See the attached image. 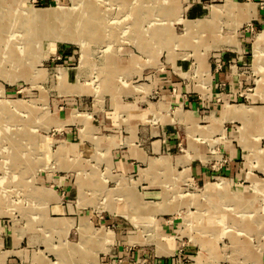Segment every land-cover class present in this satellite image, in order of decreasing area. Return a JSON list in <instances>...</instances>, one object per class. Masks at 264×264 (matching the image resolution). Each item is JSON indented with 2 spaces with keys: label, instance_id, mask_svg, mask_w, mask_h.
<instances>
[{
  "label": "rangeland",
  "instance_id": "374dc122",
  "mask_svg": "<svg viewBox=\"0 0 264 264\" xmlns=\"http://www.w3.org/2000/svg\"><path fill=\"white\" fill-rule=\"evenodd\" d=\"M238 43V86L209 93L210 69L224 65L215 57ZM180 94L203 100L195 111L206 126L194 129L207 139L191 137L182 122L190 112L175 111ZM150 104L155 123L137 125L133 143L154 134L151 124L160 138L175 131L174 146L132 162L125 109L145 114ZM239 104L250 112L247 132L224 115ZM238 126L250 142L236 138ZM226 137L242 146L246 177H194L190 164L226 160ZM137 196L145 218L133 209ZM159 255L264 264V0H0V264H145Z\"/></svg>",
  "mask_w": 264,
  "mask_h": 264
},
{
  "label": "crops",
  "instance_id": "0c3cea01",
  "mask_svg": "<svg viewBox=\"0 0 264 264\" xmlns=\"http://www.w3.org/2000/svg\"><path fill=\"white\" fill-rule=\"evenodd\" d=\"M234 47L236 48L237 53H221L215 57V60L218 61V63L223 62L224 65L222 66L221 70L215 69V71H213V73L211 72V69H210L211 90L209 93H212V92L216 93L215 91L218 88V86H220L221 83L224 86H228L229 88L230 87L234 88V87L238 86L239 81L237 80V77H235V75H234L235 69L237 67V65L235 63L245 61L246 56L242 52V47L240 44L238 46H234ZM63 55L68 57V55H66V54H63ZM231 62H234V64H229L230 69H231V71H229V69L227 70V68H226V63H231ZM129 90H131V89H127L125 91L129 92ZM199 92H201V91H199ZM175 103H177L175 111L181 110L184 112H190L191 113V118H192L191 120H189L187 122L182 121L185 125L186 124L188 125L189 129H191V131L189 132L191 137L194 136L195 133H198L199 135L202 136V138L207 139V138H205V136H203L201 134V132H197L194 129V127L197 125L206 126V125L198 124V120H197L198 114L195 111L196 108H198L204 104L203 100H200L198 96L195 97V96H191V95H187V94L186 95L180 94L179 97H177L175 99ZM226 104L223 105L222 110L225 108ZM229 104H231V103H229ZM242 104H244V103H242ZM246 105H248V104H246ZM150 106H151V104H150ZM185 106L189 107V109H185L184 108ZM241 106L242 105H240V104L227 106V111L225 112L224 115H225V117H228L229 119L232 118V119H237V120H243L244 126L241 124L240 127L243 126V128H245V130L247 132L249 124H247V122L244 120H246L248 118V116H250V114H249L250 112L248 114H246L245 116H242L243 114L240 115L239 113H237V111H238L237 108L241 107ZM142 110L144 111L145 109H140V108H137V109L132 108V110L125 109L128 117H129V118H127V121H126L127 125L126 126L131 131L130 140L132 139L131 141H132V145H133L132 149H130V152H126V156L128 159L129 158L132 159V162L134 160L135 161H146V160H149L150 158H154L155 156H152L151 154L158 153L159 151H164V152L170 151V150H172V146H174V142H175L174 139H171V134L174 135L175 131H173L171 129L170 131H168L169 134L165 135V138H160L159 136H155V135H159V133H157L159 131V129H157V126L155 127V126H151V124H149V127H147V129L149 130V132L151 130V132L154 134L152 136H149L148 140L144 141V143H142V144L140 143L139 145H137V144L133 143L134 139H135V135H136L135 133L137 130L136 126L140 125V124H142L144 126L145 125L144 122H146L148 119L153 120L152 122L155 123L154 120H155V118H157V115L155 116L156 113L154 112V108L152 106L150 107V109L146 110L147 112L145 114H141ZM150 113H151V116H150ZM143 126H142V128L144 129ZM185 128H186V126H185ZM143 132L144 131H142V133L140 131H138V134L136 137H138V139H140V140L143 139V137H144ZM238 133L239 134H237L236 138L237 137H244V138L246 137V139L248 138L247 139L248 141L252 139L251 131L249 134L247 133L244 135L243 131L240 130L239 126H238ZM72 135H73V133H70L68 135V137L72 138ZM93 136H96V135H93ZM81 139H82V137H81ZM229 141H230V139L226 137V139L222 143V148L225 152V157H226V160L222 164L221 163L218 164V166L215 169H207L200 164L193 163V164H190V166H189V170L191 171V174L194 175V177H196L198 179H205L213 173H218V174L222 175L223 177L229 178L231 180H240L243 176L246 177L249 170H247V171L245 170L247 168L244 166V161L242 160L243 154H242L241 150H243V148L241 145H238V144L235 145L233 143H229ZM56 142H58V143L59 142L69 143V145H71L75 148H77V144H78V142H72V141H68V140H57ZM192 155L196 156L195 153ZM177 156H179V155H177ZM177 156L175 158H177ZM251 173H252V175H254V177L256 179H258V177L256 176L255 173H253V172H251ZM222 176H217V178L222 177ZM208 182L209 181H207L206 183H208ZM146 204L147 203L142 201V199L139 198L138 196H137V198L133 204L134 205L133 209L136 212H138L137 214L144 216V218H145V213H146L145 212L146 211L145 210ZM124 217L126 219L129 218L131 220L134 218V217H130L127 214H125ZM132 221H135V220H132ZM133 237H134L133 235H128V237L126 238V241L129 243H133V242H139L140 243V241H142L141 238H139V237H137V238L135 237V239ZM140 244H143V243H140ZM11 251H13V250H11ZM14 251H16V250H14ZM156 252H157V250H156ZM208 253H209V251H208ZM132 256H134L135 259L137 260L139 258V253L134 251ZM173 262H174L173 259L171 257H169V255H159V256H157V258H154V259H152V258L146 259L145 264H173ZM214 263L215 262H213L211 259L208 258V261H206V262L202 261V263H200V264H214Z\"/></svg>",
  "mask_w": 264,
  "mask_h": 264
},
{
  "label": "bare ground",
  "instance_id": "6f19581e",
  "mask_svg": "<svg viewBox=\"0 0 264 264\" xmlns=\"http://www.w3.org/2000/svg\"><path fill=\"white\" fill-rule=\"evenodd\" d=\"M48 12H51L50 10H48ZM43 14L45 13V14H47L45 11L44 12H42ZM89 17H90V15H88ZM90 20H91V17L89 18ZM83 21V19L81 18L80 20H79V25H86V24H84V23H87V22H82ZM88 24V23H87ZM94 24V23H93ZM45 25V24H44ZM199 25V24H198ZM86 26H89V25H86ZM90 32H91V29H90ZM91 34H92V32H91ZM258 44V43H257ZM259 46L258 47H260V44H258ZM68 74V72L67 71H64V70H62L61 71V76H65V75H67ZM4 109V108H3ZM238 111H237V113H239L240 115L241 114H243L242 116H245V110H243V109H237ZM19 148V147H18ZM225 185V184H224ZM225 187H227V185H225ZM224 187V189H226ZM137 203V202H136Z\"/></svg>",
  "mask_w": 264,
  "mask_h": 264
}]
</instances>
